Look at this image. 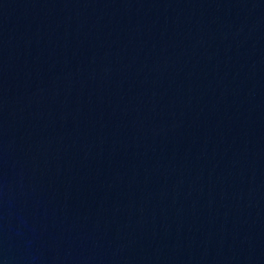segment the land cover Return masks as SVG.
<instances>
[{
  "label": "water",
  "instance_id": "95a60500",
  "mask_svg": "<svg viewBox=\"0 0 264 264\" xmlns=\"http://www.w3.org/2000/svg\"><path fill=\"white\" fill-rule=\"evenodd\" d=\"M0 264H264V0H0Z\"/></svg>",
  "mask_w": 264,
  "mask_h": 264
}]
</instances>
